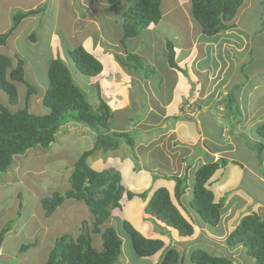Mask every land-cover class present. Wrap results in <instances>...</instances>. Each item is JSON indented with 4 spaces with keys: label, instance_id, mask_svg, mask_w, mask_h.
<instances>
[{
    "label": "trees",
    "instance_id": "1",
    "mask_svg": "<svg viewBox=\"0 0 264 264\" xmlns=\"http://www.w3.org/2000/svg\"><path fill=\"white\" fill-rule=\"evenodd\" d=\"M112 1L109 0L110 3ZM186 1L180 0V4ZM244 1L189 0V15L201 35L211 38L236 27L235 19L240 14L242 6L245 5ZM162 2L163 0H131L122 13V35L119 39V46L123 47L125 55L124 57L116 55L115 59L130 74H142L143 69L147 72L149 70L150 74L155 72L149 69V65L140 61L139 55L125 48V45L128 39L141 36L146 31L149 34L150 28L154 30V33L156 32L157 25L163 20ZM39 12L42 10L35 9L13 16L9 30L0 34V46L6 44L7 38L23 19L37 15ZM146 34L143 39H146ZM30 37L32 41H35L34 34ZM164 39L167 66L178 70L175 48H180L181 44H176L167 38ZM18 55L16 54L15 64H13L11 57L0 54V90L7 96L11 105H15L18 100L16 84L21 83L26 86V101L36 92L34 87L25 80V61ZM66 56L81 75L96 82L95 108L88 103L84 92L74 83L68 67L58 55L49 62L46 69L47 87L41 103L48 110L47 114H31L27 108L12 112L10 108H5L0 104V173L9 170L15 156L24 155L28 150L36 147L48 149L56 141V136L63 130V127L66 128L70 124L87 128L94 134L93 148L82 152L73 164L68 179L69 189L63 193L55 191L41 200L45 218L51 216L66 200H74L85 203L92 220L88 227L82 225L76 238L72 239L66 234L57 238L44 264H115L121 253L124 236L130 239L137 256L144 259L156 257L157 263L155 264H233L231 254L214 255L200 247L193 248L188 257H185L177 247L166 245L162 239L145 237L123 218L120 204L122 196L125 193L130 200L134 195L125 191L121 186V178L117 171L113 169L94 171L87 164V159L98 149L116 150L122 137L127 138L126 143L130 147L134 143L127 132L109 130V121L113 118V112L100 96L98 78L103 69L101 62L81 45L66 51ZM146 74L143 76L148 79L149 76ZM239 88L238 85L230 88L229 91L226 89L225 93L229 102L226 106L227 115L231 122L229 123L230 119L226 118L227 116L222 118L232 126L218 125V122L211 119L214 116L210 114L212 109L202 110L203 112L199 115L205 129L215 127L211 137L218 144L224 145L221 138L224 130L233 136L232 127L236 123L239 125L243 123L245 109L242 110L243 112L238 109V98L235 97V89ZM241 134L238 133L236 136L240 138L238 144L241 145L242 150L226 152L224 156L235 159V163L246 157L248 163L262 165L264 162V122L258 124L253 130V141L247 140L249 141L247 142ZM224 156L222 155L218 161H214L208 155L205 157L206 162L193 172L190 193L187 175L169 177L175 183L173 199L179 206H182L186 214L191 213L194 216L196 221L194 219L193 221L200 227L207 225L215 227L220 222L221 209L226 199L223 197L215 202L208 184L215 172L227 165L228 160ZM146 195L141 194L139 197L146 199ZM144 213L165 227L175 230L179 237H190L194 233L193 221L181 214L171 194L165 188L154 190L146 202ZM197 216L200 221L197 220ZM112 220L115 222V227L110 224ZM199 222L203 224L199 225ZM12 224V222L6 223L0 231V244L3 234L10 229ZM159 233L165 235L163 232ZM92 236L99 237L101 250L93 246ZM225 245L230 248L242 247L245 254L254 260V264H264V217L253 213L244 216L239 224L229 232ZM29 247L30 245H22L20 250L24 251Z\"/></svg>",
    "mask_w": 264,
    "mask_h": 264
},
{
    "label": "rangeland",
    "instance_id": "2",
    "mask_svg": "<svg viewBox=\"0 0 264 264\" xmlns=\"http://www.w3.org/2000/svg\"><path fill=\"white\" fill-rule=\"evenodd\" d=\"M130 1L131 0H113L112 3H110L109 0H0L1 34L9 30L11 26V19L16 14L24 13V11L31 10L32 8L42 10V12H39L37 15L23 19L19 24L20 26L18 29L13 31V33L8 37L7 43L0 47V54L11 57L13 64H15L16 54H19L18 56L25 61V80L31 84L32 87H34L36 92L28 101H26V86L21 83L16 84L18 100L15 105H11L8 102L7 96L0 90L1 106L10 108L12 112L27 108V111L31 114H47L48 110L41 103V98L47 87L46 69L49 62L58 55L68 67L74 83L81 91L84 92L88 103L94 107L96 102V82L87 79L78 72V70L74 67V64L67 58L66 51L81 45L84 39L97 41L95 45L96 48L99 45L101 47L103 38L100 39V36H104L111 43L117 41L116 44L118 45L113 48V50H109L104 47V52H108L109 55L111 53L114 59V50L119 49L118 51L124 52L123 47H119V39L122 35L120 21L122 13L129 5ZM244 3L245 5L242 6V12L237 16L238 21H235V23H237L236 27L241 29L235 27L234 29L221 33L218 36L216 35L211 38H206L201 35L199 30H197L194 21L189 15V0L181 4L180 0H163L161 6L163 20L155 29V41H159L161 45L164 43V38H167L169 41L181 44L179 55L187 51L189 48L194 51V57L196 60H194L192 64L185 63L187 64V67L188 65H192L190 66V68L192 67V70L185 74L187 77V83L186 86H183L182 91L184 92L181 91L180 93H177L179 94L177 97H180L177 98V103L179 104V107L181 106L179 115L183 114L193 119L194 117L200 119L199 114L203 112L202 110H204V108L206 110L212 109L214 116L211 119H213L216 123L218 122V125L221 127L232 126L227 123L228 121L226 119L222 118L223 116H227L226 118H229L226 108L229 102L228 96L225 93L227 90L229 91L230 88L237 87L238 85L240 86L239 89H235V97L238 98V109L241 112L245 109V112L243 113L244 119L242 118L243 123L240 125L239 123H236L232 127V135L234 137L229 139V142H234L235 140L236 143L234 142V144L235 146L237 144V148H240L241 145L238 144L240 138L235 135L236 133H242L241 135H243L246 141H253V130L258 124L264 122V0H245ZM240 26H243L244 28ZM245 28H247V30ZM239 30L242 32L240 33ZM31 34H34L35 41L31 40ZM145 34L146 32H144L141 36H137L132 40L126 41L128 45L127 48L136 53L137 50L140 49V45L144 40L143 37ZM192 41H194L193 45L190 44ZM205 43L207 48H204ZM104 48H102V51ZM161 49L162 46H156L155 49L157 58L156 64L159 66L166 62V56L164 59ZM105 55L107 54L104 53L102 57H106ZM139 57L141 62L150 66L151 63L148 62L146 58L142 59L141 56ZM161 59H164L165 61ZM115 61L117 60L115 59ZM185 64H183L181 60L178 61L177 65H181L183 67ZM201 66H205L207 72H199L197 67ZM141 73L142 75L147 73L146 75L149 76V78L153 75V73L150 74L149 70L147 72L145 69L141 70ZM131 76L133 75L131 74ZM158 77L155 75L153 78L156 83L160 81ZM210 77L213 79L215 85L209 86ZM130 78L133 79V77H129L128 80H130L132 87H134L133 92L135 93L132 99L137 97L139 98V101L144 103V98L142 96L139 97V94H137L139 86H133L134 81ZM158 87L159 84L156 89ZM218 89H222V91L219 92V95H217ZM189 91H194L193 96H188ZM100 92L101 98L105 101L106 98L103 94V90L100 89ZM107 96L108 93L106 97ZM149 106H151L155 112H159V102L156 101L154 105L150 103ZM109 107L112 112L115 111V107H111V105ZM131 111L135 112L137 110L132 107ZM129 119L127 117L124 119L123 116L121 118V114H118L116 118L113 113V118L109 121V130L127 132L133 143L137 140H142L144 137L149 138L159 133L161 135L160 137L157 136V140L153 143L150 142L148 144L149 147H146V149L136 148L132 151L131 149L128 151L130 154H134L135 163L140 166V169L143 168L146 173L155 172L156 174L161 175V167L167 166V168L170 169L168 170V173L170 174L171 172V175H175L177 173L181 174V172H183L184 175L188 176V171H184V165L179 164V161L181 163V160L184 157H177L174 152L169 151V145H171L170 139L172 138L170 135L175 132V124H173L172 121L165 124L168 127V132L163 130V128H166L162 125L158 128L162 131L143 133L139 135V133H136L137 131L132 132V128H135L134 125L137 123L136 118L129 117ZM230 122L231 119L229 120V123ZM193 123L196 122L194 121ZM87 134L88 136H86ZM228 135L229 133L227 130H224L223 138L225 139ZM126 140V137H122L116 150H122L123 146L127 145ZM140 144L141 142L139 141L138 146ZM66 145H68L67 148ZM93 145L94 134L90 130L79 125L75 126L74 124H70L66 128L63 127V130L57 134L56 141L52 143L48 149L36 147L28 150L26 152L27 154L15 156L12 164L13 162L18 163L21 161L23 162L22 166H26L22 167L23 170H25V168H31V170H27L26 172L30 173V171H32L33 175L37 179L41 178V181L34 180V177L32 176V182H28V180H16V183H22L24 189L22 191V195H26L25 199L22 198V200H27L25 202H27L29 206L35 199L36 192L34 190L38 191V188L42 189L43 186H51L52 184L54 185L53 188L65 191L68 185L66 181L69 179L70 172L73 167L72 161L80 156L79 154L82 152L88 150L89 148H93ZM97 151L108 153L111 150L104 151L103 149H98L95 152ZM94 155H96V153ZM189 161L192 163L193 160ZM252 161H254V159H252ZM91 163L92 160H87L88 165H91ZM156 163H158V165L162 164L161 167L157 166ZM194 164L195 163L193 162V165ZM95 169L93 170L97 171L96 167ZM262 170L264 171V164H262ZM43 171L44 174L41 176V172ZM7 172H9V170L5 173H0V180L5 178ZM10 172L12 173L13 170L11 169ZM188 177L190 193V183L192 182V179L190 176ZM213 179L214 175L210 179V182ZM17 186L19 187L20 185ZM155 188L156 185L154 184L152 189H150V193L146 195L147 198L152 196V193L156 190ZM4 189H9V187L5 188L4 185L0 183V191ZM59 190H53L52 192H59ZM44 191V189L40 190V193ZM46 191L51 190L49 189ZM242 191H247L248 193V188L245 184L242 186ZM214 194L217 193L214 192ZM171 197L175 205L178 206L181 214L187 218V215L182 210V206H179L175 199H173V194H171ZM261 199H264V195ZM215 201L217 200L215 199ZM79 204L82 205L81 209L84 208L86 215L90 218L89 212L83 202H80ZM184 205H186L185 202ZM261 207H263V205ZM259 209L260 207L258 206L254 207V210L256 211ZM127 218L125 217V219L132 225L137 226L138 223L136 219L128 216ZM147 220L151 222L149 218H146V220L144 218L142 222V229L146 230L144 226H147L150 231V224ZM197 220L200 221L198 216ZM72 222H74L73 219ZM110 224L115 227V222L113 220ZM202 224L203 223L199 222V225ZM209 228L210 230L218 229L216 226H209ZM197 230L198 229H196V231ZM159 232L163 231L158 229L157 233ZM118 233L121 234L120 231H118ZM163 233L167 235L166 232ZM143 235L148 237L147 235H149V232H145ZM173 236L168 233L170 245L176 246L177 244L178 246L176 247L185 257H188L189 252L195 247L206 249L209 253L214 255L229 254L230 247H227L224 242L217 243L208 242L206 240L197 241V239H194L193 236L180 239L177 238L178 235L175 233H173ZM124 237L126 240L123 239L124 243L121 246V255L115 264H126L125 261L127 260V264H149L146 262L147 260L153 262L152 264H155L156 257L152 259L140 258L135 254L130 239L127 236ZM152 238L155 239V237ZM185 240L188 241L178 243ZM167 242L168 240L165 241V243ZM232 256L233 264H254V260L245 255V253L241 256L240 250L235 252ZM241 257L244 262L241 260Z\"/></svg>",
    "mask_w": 264,
    "mask_h": 264
},
{
    "label": "crops",
    "instance_id": "3",
    "mask_svg": "<svg viewBox=\"0 0 264 264\" xmlns=\"http://www.w3.org/2000/svg\"><path fill=\"white\" fill-rule=\"evenodd\" d=\"M31 10L35 9L32 8ZM31 10H27L24 12H28ZM235 21H238V17L235 19ZM19 26L20 25H18L16 29H18ZM150 30L151 32L149 34L146 31L148 35L146 34V39L141 42L140 49H138L136 52V54L141 56L142 59L146 58L148 62L151 63L149 69L155 71L154 74L148 79H145L142 74L133 73V76H131V74H128L127 71H125L117 61H115L111 53L109 55L108 52H104V47H106V49L113 50V48L118 46L116 44L117 41L111 43L107 40L106 37L100 36V39L103 38L101 47L99 45L96 48L95 45L97 41H93L89 38V40L84 39L81 46H83L86 51L92 54L102 64L103 69L98 78L99 88L103 90V94L106 98L105 102L107 103V105L115 107V111H113V113L115 114L116 118L118 114H121V118L123 116L124 119L125 117H127L128 119L129 117L136 118L137 123L134 125L135 128H132V132L137 131L136 133H139V135H141L143 133L162 131L161 129H158L162 125L166 128H163V130H165V132H168V127L165 124L171 121L173 124H175V126L173 125L175 128V135L173 133L170 135L172 136V138L170 139L171 145H169V151L174 152L177 157H184L181 160V163L179 161V164L184 165V171H188V176L192 178L193 172L198 169L200 165L206 162L205 157L207 155L212 157L214 161H218V159L221 158L222 155L224 156L227 154L226 152L239 150L241 151L242 147H240V149L237 148V144L236 146L234 144L235 140L234 142H229V139L233 138V136L230 137V135H228L224 139V131L221 137L223 141L222 143H224V145L218 144L211 137L212 130H215V127L212 126V128L208 127V129H205L201 123V117L200 119L197 117H194L193 119L188 117L187 115H179L181 106L179 107V104L177 103V98H180L177 97V95H179L177 93H180L183 89V86H186L187 83V77L182 71L186 72L187 74V72H190L192 70V67L190 68V66L192 65H188L187 67V64H192V62L196 60L194 57V51H192V49L190 50L189 48L187 51L183 52L185 54L181 53L179 55L180 48H175L176 60H182L183 64L187 63L183 67L181 65H178V70L169 68L167 66V62H164V64H161L159 66L156 64L157 58L155 49L156 46H162L161 51L163 54V58L165 59V43L161 45L159 41L156 42V35L154 33V30H152V28H150ZM239 32L241 33L242 31L239 30ZM132 39L134 38L128 39L127 41ZM193 43L194 41L190 42V44L192 45ZM127 46L128 45L126 43L125 48ZM205 47L207 48L206 43L204 48ZM102 48H104L103 51ZM118 50L119 49L114 50L115 56L118 55L124 57L125 53ZM130 51L133 52L132 50ZM104 53L107 54L105 55L106 57H102ZM197 68V70L201 73L207 72L205 66ZM155 75L157 77L159 76L158 78L160 81H158V83H156L154 81L155 79H153ZM129 77H133V79L130 78L132 81H134L133 86H139L137 89V94H139V97L142 96L144 98V103L139 101V98L137 97L132 99L135 93L133 92L134 87H132L130 80H128ZM158 84L159 87L156 89ZM210 85H215L211 77L209 78V86ZM221 91L222 89H218L217 95H219V92ZM193 92L194 91H189L188 96H193ZM107 93L108 96L106 97ZM156 101L160 103V113L155 112V110L152 109L151 106H149L150 103L154 105ZM132 107L137 111H131ZM205 110L206 109L204 108L203 111ZM173 117H177L178 119L174 120ZM194 121L196 123H193ZM86 136H88V134ZM157 136L160 137V133L149 138L144 137L142 140H137L136 142H134L132 147L126 145L127 147H129L127 148L126 146H123L122 150H113L108 153L102 151L94 152L88 157L87 160H92V163L91 165L89 164V167L91 169H95L96 167L97 172H101L106 169H113L117 171L121 178V186L125 189V191H128L134 195V197L130 200L126 197L125 193L122 196L120 204L123 218L125 219V217L127 218L128 216L136 219L138 224L137 226H133L141 234L149 232V235H147L148 237L159 238L164 242L168 240V242L165 244L170 245L168 233L169 235L173 236V233L177 234V232L165 227L163 224L154 220L152 217L146 215L144 213V207L149 197H146L147 199H143L139 196L141 194L150 193V189H152V186L154 184L156 185L155 189L165 188L170 194H173L175 183L174 181L169 179V177L173 175H171V172L170 174L168 173V170L170 169L167 168V166L161 167L162 164L158 165V163H156V165L161 167V175L156 174L155 172L146 173L143 168L140 169V166L135 163L134 154H130L128 152L130 149L131 151L136 148L146 149V147H149L148 144L150 142L153 143L157 140ZM139 141L141 142V144L138 146ZM67 146L68 145H66V148ZM88 150H90V148ZM95 153L96 155H94ZM224 157L228 160L227 165L224 168L217 170L214 174V179L211 180V182L209 181L208 184L209 189L213 192L214 200H217L215 202H218L223 197L226 199L224 202V206L221 209L220 222L216 226V228L218 229L210 230L209 226L200 227L193 221L194 216L191 213L186 214V212H184L187 215V219L193 221L194 233L192 236L194 239H197V241L206 240L208 242H224L225 244V239L228 236L229 232L239 224L244 216L253 213L260 217H264V199H261L264 195V175L262 165L254 164L253 162L248 163L246 160L248 158L246 157L244 158V160H238L237 163L234 162L235 159L228 158L227 156ZM76 159L72 161V165L74 164ZM189 160H193L192 163ZM193 162L195 163L194 165ZM22 165L23 162L21 161H19L18 163L13 162L12 166L9 169V172L6 173L5 178L3 180H0V183H2L5 188L9 187V189L0 191V231L4 228L6 223H13L10 229L7 230L2 237V241L0 244V264H44L57 238L65 234L71 236L72 239L76 238L77 234L80 232L82 225L84 224V226L88 227L90 221L92 220V216L85 203L83 202L89 212L90 218L88 217V215H86L85 209H81L82 205L79 203L82 201L74 200H66L61 206L57 208L56 212L54 211L55 213L53 212L54 214H52L48 218H45L41 207V200L45 197L50 196L53 193V190H59L53 188V184L51 186H43L42 189L38 188V191L34 190L36 192L34 202L28 206V203L25 202L27 200H22V198L25 199L26 197V195H22V191L24 190L22 183H16V180H28V182H32V176L34 177V180L41 181V178L37 179L33 175L32 171H30V173H27L26 171L31 170V168H25V170H23L22 167L26 166ZM11 169L13 170L12 173L10 172ZM42 174H44V171L41 172V176ZM182 174L183 172H181V174L177 173L175 175L182 176ZM66 182L68 183V179ZM243 184H245L248 188V193L247 191H242ZM17 185L20 186L18 187ZM43 189L45 191L40 193V190ZM49 189L51 191H46ZM68 189L69 183L66 190ZM61 191L62 190H59V192ZM65 191H62L61 193ZM214 192L217 194H214ZM262 205L263 207H261ZM255 206L260 207V209L258 211L254 210ZM144 218L145 220L146 218H149L151 220V222L147 220L150 224V231L147 226H144L146 230L142 229V222ZM72 219L74 222H72ZM155 229L166 232L167 235H160V233H157V230ZM196 229L198 230L196 231ZM92 238L93 246L96 249L101 250V241L99 237L92 236ZM177 238L185 239L188 237L177 236ZM123 239L126 240V238L122 237V244L124 243ZM187 241L188 240L178 243H184ZM22 245H30V247L27 250L21 251L20 247ZM172 246L176 247L178 245L176 244V246ZM239 250L242 256L243 253H245L242 247L230 248L229 254L233 255ZM241 260L244 262L242 257ZM127 261H125L126 264ZM146 262H148L149 264L153 263L149 260H147Z\"/></svg>",
    "mask_w": 264,
    "mask_h": 264
},
{
    "label": "clouds",
    "instance_id": "4",
    "mask_svg": "<svg viewBox=\"0 0 264 264\" xmlns=\"http://www.w3.org/2000/svg\"><path fill=\"white\" fill-rule=\"evenodd\" d=\"M12 25V24H11ZM11 27V26H10ZM8 39V38H7ZM6 42H7V40H6ZM149 199V198H148ZM147 202V201H146Z\"/></svg>",
    "mask_w": 264,
    "mask_h": 264
},
{
    "label": "bare ground",
    "instance_id": "5",
    "mask_svg": "<svg viewBox=\"0 0 264 264\" xmlns=\"http://www.w3.org/2000/svg\"><path fill=\"white\" fill-rule=\"evenodd\" d=\"M251 8V7H250Z\"/></svg>",
    "mask_w": 264,
    "mask_h": 264
}]
</instances>
